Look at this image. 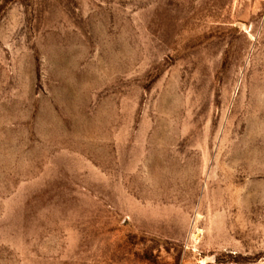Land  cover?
Wrapping results in <instances>:
<instances>
[{
	"label": "rangeland",
	"instance_id": "1",
	"mask_svg": "<svg viewBox=\"0 0 264 264\" xmlns=\"http://www.w3.org/2000/svg\"><path fill=\"white\" fill-rule=\"evenodd\" d=\"M264 264V0H0V264Z\"/></svg>",
	"mask_w": 264,
	"mask_h": 264
},
{
	"label": "built area",
	"instance_id": "2",
	"mask_svg": "<svg viewBox=\"0 0 264 264\" xmlns=\"http://www.w3.org/2000/svg\"><path fill=\"white\" fill-rule=\"evenodd\" d=\"M200 264H228V263L224 261L208 260V261L200 262Z\"/></svg>",
	"mask_w": 264,
	"mask_h": 264
}]
</instances>
